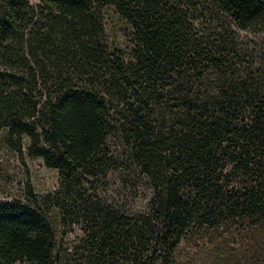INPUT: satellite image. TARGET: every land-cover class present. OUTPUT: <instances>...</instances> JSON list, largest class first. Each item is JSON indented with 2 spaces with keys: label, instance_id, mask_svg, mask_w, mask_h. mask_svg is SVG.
Here are the masks:
<instances>
[{
  "label": "trees",
  "instance_id": "1",
  "mask_svg": "<svg viewBox=\"0 0 264 264\" xmlns=\"http://www.w3.org/2000/svg\"><path fill=\"white\" fill-rule=\"evenodd\" d=\"M262 35L264 0H0V146L60 177L0 202V264H264Z\"/></svg>",
  "mask_w": 264,
  "mask_h": 264
},
{
  "label": "rangeland",
  "instance_id": "2",
  "mask_svg": "<svg viewBox=\"0 0 264 264\" xmlns=\"http://www.w3.org/2000/svg\"><path fill=\"white\" fill-rule=\"evenodd\" d=\"M31 4L39 3V0H28ZM258 41L264 43V35ZM58 171L48 168L42 159L23 157L11 151L6 146H0V202L11 201L19 195L24 186L31 184L37 194L48 195L60 191V179ZM136 191L128 198L126 205L133 211H145L149 207L152 198V190L147 180L137 177ZM120 181L114 180L113 185ZM205 249L195 252L191 247L187 249V261L192 264H212L206 258ZM189 262V263H190Z\"/></svg>",
  "mask_w": 264,
  "mask_h": 264
}]
</instances>
